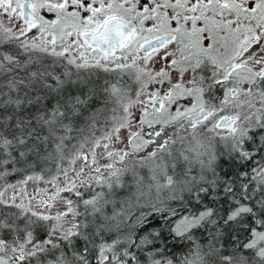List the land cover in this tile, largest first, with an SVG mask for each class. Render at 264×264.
I'll use <instances>...</instances> for the list:
<instances>
[{"label":"snow or ice","instance_id":"obj_1","mask_svg":"<svg viewBox=\"0 0 264 264\" xmlns=\"http://www.w3.org/2000/svg\"><path fill=\"white\" fill-rule=\"evenodd\" d=\"M0 264H264V0H0Z\"/></svg>","mask_w":264,"mask_h":264}]
</instances>
